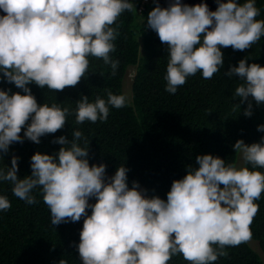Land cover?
<instances>
[{"label":"clouds","instance_id":"9594fccd","mask_svg":"<svg viewBox=\"0 0 264 264\" xmlns=\"http://www.w3.org/2000/svg\"><path fill=\"white\" fill-rule=\"evenodd\" d=\"M156 2L0 0V73L24 93L0 90V185L11 184L13 195L25 201L22 205L28 208L19 213L25 219L33 217L36 188L52 225L84 217L79 243L75 241L73 251L61 259H48L50 264H167L177 254L189 264H214L227 255L225 247L252 238L250 225L259 208L255 201L264 193V173L256 170L264 169V120L257 126L258 143L238 140L233 145L251 170L226 165L210 154L198 155V167H189L182 179L172 182L166 200L148 197L136 181L129 187L124 166L114 175H106L103 163L90 166V141L78 129L70 140L60 136L53 141L62 146L57 153L32 155L31 175L25 176L19 157L6 154L14 142L28 139L39 144L40 137L62 129L70 114L76 124L104 122L109 106L124 107L126 97L132 105L140 60L154 45L160 64H164L160 48L168 57L162 71L165 91L175 94L185 82L194 85L192 76L197 72L211 79L223 67L221 48L243 51L264 37V20L256 19L260 15L256 0H214L217 5L193 6H189L193 0H163L165 8ZM128 11L134 24L119 28L118 17ZM149 32H156L162 43L154 37L156 44H145ZM132 45L138 60L128 67L126 96L108 91L106 99L97 96L92 102L81 96L70 113L57 103L38 105L27 87L76 86L88 70L90 56L110 65L115 75L119 60L114 58L123 51L133 54ZM247 60L241 59L225 75L239 77L234 97L248 101L244 115L250 117L249 97L257 105L264 102V67ZM7 209L12 210L11 204L0 195V211Z\"/></svg>","mask_w":264,"mask_h":264},{"label":"trees","instance_id":"16d2710c","mask_svg":"<svg viewBox=\"0 0 264 264\" xmlns=\"http://www.w3.org/2000/svg\"><path fill=\"white\" fill-rule=\"evenodd\" d=\"M256 7L260 10L256 19L264 20V0H256ZM119 20V28L131 26L135 21L131 11L122 13ZM153 35L148 33L145 44L162 43L156 32ZM155 48V45L150 47L140 60L132 85L135 95L132 105L129 106L126 97L124 107L116 109L109 106V116L104 122L98 120L96 123L85 121L76 124L75 115L70 114L62 129L40 137L39 144L28 139L22 143L14 142L6 154L19 157L25 176L31 175L32 155L37 152L48 155L57 153L62 146L53 141L60 136L70 140L72 131L78 129L90 141V166L103 163L106 165V175L124 166L128 169L129 187L136 181L147 190L148 197L156 195L165 200L172 182L182 179L189 167H198L195 163L198 155L210 154L225 160L226 165L237 167L239 152L234 151L233 145L238 140H243L247 145L260 141L257 126L264 120V102L257 105L249 97L252 115L245 116L248 101L241 103L239 97H234L235 88L241 81L238 76L229 78L225 73L230 67L238 66V62L245 57L248 64L256 63L264 67V37L243 51H234L231 46L221 48L223 67L211 79H204L197 72L192 76L194 85L185 82L175 94L165 91V74L162 71L168 57L160 48L164 63L160 64L154 57ZM130 51L133 54L123 51L119 58H114L119 60L115 75H112L110 65L90 56L88 70L76 86L49 90L47 86L41 88L32 83L27 87L38 105L57 103L62 108H69L70 113L81 96H88L92 102L97 96L106 99L108 91L125 95L123 86L128 67L136 65L138 60L134 45ZM0 90H10L9 94H24L13 83L6 82L2 73ZM23 132L24 128L19 134L21 137ZM80 143L83 146V141ZM243 166L250 170L252 168L245 162ZM256 170L264 173V169ZM11 189V184L0 185V195L8 198L12 208L11 211H0V264H50L48 259H61L67 252H72L75 241L79 243L84 217L77 222L52 225L50 211L43 202L39 188H36L33 190L37 200L33 204L36 207L33 208V217L25 219L19 213L28 207L22 205L25 201L15 197ZM255 203L259 208L250 225V240L257 244V248L248 241L235 247H225L227 255L218 257L214 264H264V193ZM86 210L90 214V210ZM167 264L189 262L177 254Z\"/></svg>","mask_w":264,"mask_h":264},{"label":"water","instance_id":"95a60500","mask_svg":"<svg viewBox=\"0 0 264 264\" xmlns=\"http://www.w3.org/2000/svg\"><path fill=\"white\" fill-rule=\"evenodd\" d=\"M156 1H157L156 4H159V6H160L161 8H165V7L162 5L163 0H156ZM201 2L206 3L207 5H208V4L215 3L214 0H193V4H192V5L190 4L189 6H193V5L199 4V3H201ZM215 5H217V4L215 3ZM0 14H3V13H0Z\"/></svg>","mask_w":264,"mask_h":264},{"label":"rangeland","instance_id":"374dc122","mask_svg":"<svg viewBox=\"0 0 264 264\" xmlns=\"http://www.w3.org/2000/svg\"><path fill=\"white\" fill-rule=\"evenodd\" d=\"M243 164H244V161H243L241 155L239 154V158H238V162H237V167H243ZM112 175H114V174H112ZM112 175H110V176H112ZM94 203H95V201H94ZM248 242H252V241L249 240ZM254 247L257 248V245L255 244ZM262 256H263V259H264V254Z\"/></svg>","mask_w":264,"mask_h":264}]
</instances>
